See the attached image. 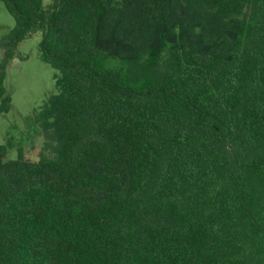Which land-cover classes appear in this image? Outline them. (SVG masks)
Here are the masks:
<instances>
[{
	"label": "trees",
	"instance_id": "16d2710c",
	"mask_svg": "<svg viewBox=\"0 0 264 264\" xmlns=\"http://www.w3.org/2000/svg\"><path fill=\"white\" fill-rule=\"evenodd\" d=\"M55 92L0 144V264H264V0H1Z\"/></svg>",
	"mask_w": 264,
	"mask_h": 264
},
{
	"label": "rangeland",
	"instance_id": "374dc122",
	"mask_svg": "<svg viewBox=\"0 0 264 264\" xmlns=\"http://www.w3.org/2000/svg\"><path fill=\"white\" fill-rule=\"evenodd\" d=\"M52 2L53 0H43L46 8ZM13 25V17L0 0V43ZM39 40L40 33H36L21 41L16 55L6 68L4 86L10 96V105L7 111L0 110V144L7 138L11 141L8 158L14 157L17 148L21 147L27 157L35 159L44 142L40 128L32 130L26 124L32 111L55 92L54 75L57 70L41 58ZM2 51L0 47V57Z\"/></svg>",
	"mask_w": 264,
	"mask_h": 264
}]
</instances>
